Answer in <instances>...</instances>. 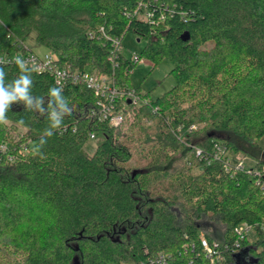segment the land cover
<instances>
[{"label": "trees", "instance_id": "1", "mask_svg": "<svg viewBox=\"0 0 264 264\" xmlns=\"http://www.w3.org/2000/svg\"><path fill=\"white\" fill-rule=\"evenodd\" d=\"M128 31L152 66L172 63L162 95L130 83L136 63L122 52L108 59L106 36ZM32 32L58 64L109 74L146 102L115 127L90 115L96 96L83 83L57 85L28 66L33 107L13 103L0 124V264H207L188 246L201 235L220 244L216 264H264V174L254 173L264 159L226 168L229 150L251 153L264 135V0H0V55L34 52ZM0 67L6 83L20 75L14 62ZM52 87L72 108L59 128ZM215 142L226 148L218 158ZM206 217L221 228L208 230ZM243 222L251 231L235 247Z\"/></svg>", "mask_w": 264, "mask_h": 264}, {"label": "built area", "instance_id": "2", "mask_svg": "<svg viewBox=\"0 0 264 264\" xmlns=\"http://www.w3.org/2000/svg\"><path fill=\"white\" fill-rule=\"evenodd\" d=\"M144 6L138 5V8ZM137 8V9H138ZM151 15L150 11L145 12V16ZM103 32V28L100 27ZM111 43V50L108 54V59L113 61V58L119 52H122L120 46L122 40L118 37L106 36ZM123 53V52H122ZM124 54V53H123ZM19 56L25 61H28L27 67H33L38 72H48L57 85H63L67 82L83 83L87 88L91 89L96 96L95 104L90 109V115L96 116L99 120L107 121L109 124L119 127L126 118H131L130 107H137L141 103H145L146 99L136 92L133 86L121 85L115 82L113 76L109 74L100 73L94 68H85L83 70L72 68L70 64L60 65L57 63V58L50 50L43 55H38L36 52L25 50L24 52H15L11 54L0 55V61L2 63L14 62L15 58ZM131 64L137 63L141 58L139 53L132 52L131 58L127 57ZM116 66V63H113ZM156 109V108H155ZM154 109V110H155ZM194 128L192 124L189 130ZM90 138L95 137V133L89 134ZM4 148V145L1 146ZM226 150L225 146H221L218 142L214 143V157L218 158ZM200 149H196V154H200ZM226 168L234 170H246L250 171L243 164L242 159H237L235 162H231L230 158L226 159ZM264 171V167H262ZM256 175H262L264 172L255 169ZM256 185L261 189H264V180H256ZM251 231V225L243 222L242 224L234 228V245L239 247L240 241L248 236ZM191 250H195L197 246L200 247L201 252L197 251V254L202 253L207 259V264H216L222 259V252L220 244L216 240H208L203 235L200 236L199 242L191 241L188 245ZM227 245H225L226 247Z\"/></svg>", "mask_w": 264, "mask_h": 264}, {"label": "rangeland", "instance_id": "3", "mask_svg": "<svg viewBox=\"0 0 264 264\" xmlns=\"http://www.w3.org/2000/svg\"><path fill=\"white\" fill-rule=\"evenodd\" d=\"M35 33L32 32L28 39L25 41V46L30 47L38 55H43L48 52L49 49L36 43L34 39ZM145 44L144 40H137L136 36L132 32H126L122 38V45L120 46L122 52L126 57L131 58L132 52L139 53ZM87 68H89L87 66ZM172 68V63L164 58L156 63L155 66L151 65V62L146 59V57H141L137 63L130 67L129 69V80L133 86L139 87L141 93H146L149 98H155L162 95L166 90L171 88L175 79L170 70ZM185 105V103H184ZM132 116V115H131ZM129 119H131L129 117ZM202 126L201 123H199ZM239 146L244 145L243 142L237 140ZM258 144L261 146L258 149L248 148L250 152H244L242 149L236 151H228V156L231 159V162H235L237 159H242L243 164L246 168H249L257 160V156L264 159V135L258 139ZM96 139L89 138L84 145V149L87 154H91L95 148ZM205 227L208 230L215 229L218 230L221 228L220 223L215 219L205 218ZM18 258H21L19 256ZM129 264H135L131 262Z\"/></svg>", "mask_w": 264, "mask_h": 264}, {"label": "clouds", "instance_id": "4", "mask_svg": "<svg viewBox=\"0 0 264 264\" xmlns=\"http://www.w3.org/2000/svg\"><path fill=\"white\" fill-rule=\"evenodd\" d=\"M2 63V61H0ZM14 63L20 69V75L6 83V73L3 67H0V124L8 123L7 113L10 110V106L13 103H23L26 110H31L33 107V79L31 76L32 69L27 67L28 61H25L21 57L17 56ZM63 88L52 87L49 89L48 95L52 98L49 102L50 115L49 119L51 127L59 128L62 124L65 115L72 112V108L68 107V100L62 95ZM43 104V96L35 98V108L44 111L41 108ZM53 104L55 107H53ZM18 124L23 125L24 121H18ZM46 133L50 137L52 132L50 129H45Z\"/></svg>", "mask_w": 264, "mask_h": 264}, {"label": "water", "instance_id": "5", "mask_svg": "<svg viewBox=\"0 0 264 264\" xmlns=\"http://www.w3.org/2000/svg\"><path fill=\"white\" fill-rule=\"evenodd\" d=\"M137 40H139V39L137 38ZM238 263H239V262L237 261L236 264H238Z\"/></svg>", "mask_w": 264, "mask_h": 264}]
</instances>
